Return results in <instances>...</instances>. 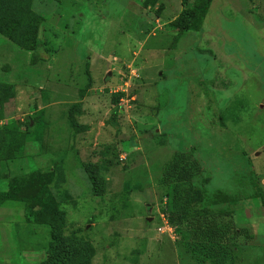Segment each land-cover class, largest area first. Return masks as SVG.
<instances>
[{"label":"rangeland","instance_id":"374dc122","mask_svg":"<svg viewBox=\"0 0 264 264\" xmlns=\"http://www.w3.org/2000/svg\"><path fill=\"white\" fill-rule=\"evenodd\" d=\"M182 11L0 0V264H201L190 218L264 264V0ZM176 152L198 175L165 184Z\"/></svg>","mask_w":264,"mask_h":264},{"label":"trees","instance_id":"16d2710c","mask_svg":"<svg viewBox=\"0 0 264 264\" xmlns=\"http://www.w3.org/2000/svg\"><path fill=\"white\" fill-rule=\"evenodd\" d=\"M194 1L193 5L190 2ZM212 0H181L183 11L173 21L174 28L180 32L198 31L200 25L207 14ZM33 38L35 39L34 35ZM31 41V40H30ZM84 90L80 91V97H83ZM122 97L118 94L117 101ZM80 103L71 107L78 108ZM73 123V122H72ZM73 128H79L73 123ZM189 154V155H188ZM192 154L186 152H176L166 164L163 175V183H189L194 180L199 172V164L195 159H191ZM200 174V173H199ZM59 213H55L54 217L59 219ZM195 219H189L188 224L192 226V233L196 241L186 243V250L200 260L201 264H232L233 254L229 247V231L226 225L217 224L216 220H212L206 229H200Z\"/></svg>","mask_w":264,"mask_h":264}]
</instances>
